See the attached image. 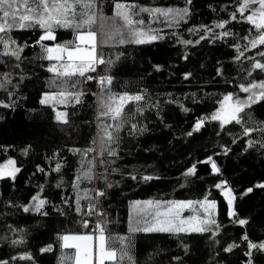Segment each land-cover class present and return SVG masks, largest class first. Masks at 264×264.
Here are the masks:
<instances>
[{
  "label": "trees",
  "instance_id": "16d2710c",
  "mask_svg": "<svg viewBox=\"0 0 264 264\" xmlns=\"http://www.w3.org/2000/svg\"><path fill=\"white\" fill-rule=\"evenodd\" d=\"M260 3L0 0V163L17 166L0 178V264H74L61 236L93 230L113 253L103 264H264V44L248 18ZM83 33L90 68L43 55ZM181 199L214 200L213 222L133 218Z\"/></svg>",
  "mask_w": 264,
  "mask_h": 264
},
{
  "label": "rangeland",
  "instance_id": "374dc122",
  "mask_svg": "<svg viewBox=\"0 0 264 264\" xmlns=\"http://www.w3.org/2000/svg\"><path fill=\"white\" fill-rule=\"evenodd\" d=\"M249 14L252 24L258 29V43L264 44V0ZM28 13L26 14V16ZM43 37H52L51 32H46ZM78 46L68 49L62 45L45 47L43 55L49 61L61 64L65 71L77 72L90 68L97 62L96 36L93 33H83L78 36ZM52 93H45L44 101L50 102ZM228 99H224L215 114V121L219 124L224 118ZM59 118L62 116L58 113ZM17 166L13 158L9 157L0 163V178L13 177ZM216 215L214 200H175L170 204L159 201L139 203L133 208V218L145 221L150 218V230L189 232L203 231ZM63 246L74 248V264H103L107 258H112L113 253L107 249L105 237L100 232L87 234H64L61 236Z\"/></svg>",
  "mask_w": 264,
  "mask_h": 264
},
{
  "label": "built area",
  "instance_id": "2783aa9c",
  "mask_svg": "<svg viewBox=\"0 0 264 264\" xmlns=\"http://www.w3.org/2000/svg\"><path fill=\"white\" fill-rule=\"evenodd\" d=\"M94 232H97V231H95V230H93Z\"/></svg>",
  "mask_w": 264,
  "mask_h": 264
}]
</instances>
